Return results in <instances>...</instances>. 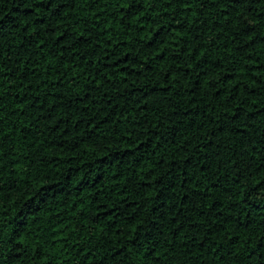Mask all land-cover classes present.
<instances>
[{"label":"trees","instance_id":"trees-1","mask_svg":"<svg viewBox=\"0 0 264 264\" xmlns=\"http://www.w3.org/2000/svg\"><path fill=\"white\" fill-rule=\"evenodd\" d=\"M0 264H264V0H0Z\"/></svg>","mask_w":264,"mask_h":264},{"label":"snow or ice","instance_id":"snow-or-ice-1","mask_svg":"<svg viewBox=\"0 0 264 264\" xmlns=\"http://www.w3.org/2000/svg\"><path fill=\"white\" fill-rule=\"evenodd\" d=\"M57 0H47V4L51 7L53 4H56Z\"/></svg>","mask_w":264,"mask_h":264}]
</instances>
